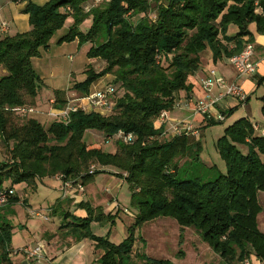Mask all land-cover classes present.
<instances>
[{
  "label": "trees",
  "instance_id": "1",
  "mask_svg": "<svg viewBox=\"0 0 264 264\" xmlns=\"http://www.w3.org/2000/svg\"><path fill=\"white\" fill-rule=\"evenodd\" d=\"M87 2L49 0L39 5L29 1L24 12L29 15L31 29L0 39V68L5 70L0 76V142L9 152L7 160H0V190L6 181L11 182L6 188L23 182L35 186L37 179L55 175L80 177L87 184L105 172L88 173L92 164H101L118 170L114 174L131 190V203L138 212L128 236L114 243L94 234L93 221L113 222L120 209L116 215L106 214L101 206L94 208L89 202L78 204L87 210L84 217L63 210L60 226L77 241H95L96 248L102 250L100 264H125L133 253L136 229L159 216H172L181 226L196 227L202 239L229 264L237 253L243 261L252 252L264 261V232L258 226L263 210L258 193L264 192V135L257 133L246 117L228 125L217 140L226 173L205 181L178 177L180 158L192 148L198 152L200 143L194 146L195 138L184 134L162 140L164 128L155 127L156 118L174 108L181 92L187 97L192 94L190 78L202 66L203 51L209 48L217 62L240 53L247 42L254 41L252 24L257 33L264 34V0H167L166 5H156V19L148 16L149 0H111L86 11ZM128 12H132L129 19ZM69 17L72 25L58 43L75 39L81 45L91 43L87 56L105 63L100 70L89 65L86 78L72 89L88 94L93 83L114 74L117 96L109 114L76 111L71 112L68 123L52 120L45 125L16 108L36 107L42 80L32 59L48 48ZM88 19L92 20L90 28L81 30L80 25ZM231 26L238 29L234 35H228ZM54 95L56 107L66 105L65 91L55 90ZM262 111L264 114V105ZM209 123L215 124L214 120ZM89 130L101 132L107 143L116 144L115 152L88 144L85 134ZM120 130L134 133V142L117 139ZM243 144L248 153L240 150ZM19 200L15 190L8 202ZM10 228L0 219V264H13L8 250ZM137 255L145 264H172L144 253Z\"/></svg>",
  "mask_w": 264,
  "mask_h": 264
},
{
  "label": "rangeland",
  "instance_id": "2",
  "mask_svg": "<svg viewBox=\"0 0 264 264\" xmlns=\"http://www.w3.org/2000/svg\"><path fill=\"white\" fill-rule=\"evenodd\" d=\"M166 4L167 0L165 5ZM70 21H72L71 17L66 20L62 28L55 32L53 37H57L61 33H63L62 35H64V33H67L70 26L72 25ZM91 23V19L86 20L80 25V29L83 31H87L90 28ZM61 36L58 37L57 44H59L58 40ZM84 44L88 47L92 45L88 42ZM72 51L73 50H71V52ZM209 52V48L203 51L201 55L202 66H204L205 62L208 61L206 57ZM68 62L72 63V61ZM89 65H92L96 70H100L105 66V63L104 61L99 59L97 62ZM211 68L213 67H209V69H207L206 74ZM2 74L3 71L2 69H0V76ZM206 74L203 77H205ZM79 75L81 74L79 73ZM106 76L107 77L103 78L102 80H97L96 83H93L94 86L91 87L93 92L102 89L107 85H116L114 74H108ZM75 83L76 82L74 80L73 84ZM74 94L75 96L71 95L70 97H68L77 98V100L82 101V99H84L86 96V94L84 95L77 91L74 92ZM182 96H180L181 101H184L186 99L191 101L190 107L182 109L174 106L172 110L168 111L169 118L173 122L184 119L191 120L194 124L199 126L201 136L199 137V139H194V146L200 143L201 148L198 152L195 150V148H192V150L187 155L180 158L181 161L184 158L186 159V161L179 166L178 177L181 179L200 177L205 181L213 180L217 178L220 173H226V163L218 151L217 140L224 134L225 129L228 125L234 123L239 118L246 117L253 123V126L258 125L260 127L261 130H257V133L262 134V130H264V114L262 111V107L264 105V95L260 97L261 95L256 96V94H253L251 99L242 104H248V106L244 108L249 116H240V112L234 116H232L233 114L228 113L227 115H225L227 116V118L223 121H218V119H215V124H211L212 122L209 123L210 121H212L211 119H205L206 121H204V123L206 122V125L204 126H201V122L203 120L202 114H198L196 116L192 115L195 103L199 99L203 98L204 94L199 95L195 90L190 95V97L185 98V95L183 97ZM53 97H55V95ZM35 108L39 109L37 105ZM30 115L37 118L45 125H48L51 120H53L48 114V117H50L51 119L43 120L40 117L39 112H33ZM161 139L165 140V138ZM198 140L200 141L198 142ZM85 141L90 145L101 146L105 151L115 152V148L117 149L116 144L106 142L105 136L102 133L91 134L87 131V133L85 134ZM239 148L244 153H248L249 151L248 146L244 144L239 145ZM8 158L9 152L7 148L0 142V160H7ZM96 166V170L105 171L96 175V184L98 185L105 186L106 182L109 181L106 174L117 176L114 173H117L118 170L112 167L103 166L101 164H96ZM57 176L59 175H55L53 177H45L47 178L46 180L43 178L37 179V183L35 186L28 185V183L26 182L14 184L13 188L16 190V196H18L20 200L15 202L7 201L3 206L0 207L1 221H6L11 226V240L8 244V250L11 251L10 257L13 264H25V262H27V256L22 251L17 252L19 248L26 245L44 246V258L40 264H60L56 261V259L61 255L71 259V262H64L61 264H100L98 262V259L101 255L102 250L96 248L95 241L88 238L77 241V239H75L74 237L67 236L64 233V230L60 229L62 223V212H64L63 210H70L73 213H76V211H82L83 214L79 212V215L83 217L87 216V210L85 208L78 207V204L80 202H89L90 206L94 208L101 206L106 214L112 213L116 215L118 211L113 210L112 208L107 209L108 202L106 201V199H99L98 196L94 199L95 204L83 199L85 191H70L66 194V196H64V193L62 191L63 180ZM120 178L122 179V183L121 181H119V189H117L116 192H113L115 196L110 195L109 198H111L112 200L113 197H117L119 202L121 201L123 204L129 206V213L127 214V212H125L126 214H123L119 212L120 214H117V217H114L113 222L93 221L91 224V229L94 234H96L97 236L107 237L114 243H120L128 236V228L135 222L136 214L138 212L136 206L131 203V190L128 183L122 177ZM90 183L92 182H89L87 184L83 183L84 190H86V186ZM10 185L11 182L6 181L5 187H8ZM258 198L263 207V210L258 215V226L261 230H264L263 191H260L258 193ZM53 207H56L57 212L52 210ZM174 225L181 227L178 245H176L175 242V236L178 233ZM187 227L189 229H186L184 231V229ZM160 230L162 232H160ZM197 231L198 230L194 226H181L178 221L172 216H159L152 220H149L136 229V241L133 247V253L131 258L125 260V264H145L143 257L141 255L138 256L137 253H144L147 255L149 239H155L157 248H159V243H161L162 247L166 248V251L168 252L165 254L161 253V255H164L163 257L166 258L154 259L167 260L172 264H229L219 253L214 251L210 247V245L202 239V237H199V239L193 238ZM140 239H142L143 245ZM185 240H188V245L183 246ZM69 241L71 242L70 244ZM191 241H193L194 243H192ZM166 243L167 246L164 245ZM70 245H75V247L70 249ZM153 254L155 255V257H159L160 255L157 251L153 252ZM252 255L253 257H251V262L252 264H255L256 255L254 252H252ZM30 262L31 264H36V262L33 260H31ZM230 264H246V262L240 260L237 253L234 260L230 262Z\"/></svg>",
  "mask_w": 264,
  "mask_h": 264
},
{
  "label": "crops",
  "instance_id": "3",
  "mask_svg": "<svg viewBox=\"0 0 264 264\" xmlns=\"http://www.w3.org/2000/svg\"><path fill=\"white\" fill-rule=\"evenodd\" d=\"M29 1H32L35 4L43 5L49 0H0V20H4L10 24V27L8 30L2 31L0 29V39L6 36L15 35L20 32H26L31 29L29 15L24 12V8ZM70 23H72V21H70ZM250 31L254 33L255 35L254 41H253L254 46H255L253 59L257 62V70L255 74L251 76H246V75L239 76L236 70L229 63L228 58L219 59L217 62H213L211 52H209V54L206 57L208 61L205 62V65L201 66L200 70L194 76L190 78V81L194 84L193 91L196 90L199 95L201 94H204V96L206 95L205 91L202 88L201 81L204 78L203 76L206 74L207 69H209V67H215L219 71L220 74L226 76L229 79H236L238 83L242 85V87L244 88V90L247 92L249 96L247 101L252 98L253 94H256V96L261 95L260 97L264 95V34H259L256 32L255 24L251 25ZM236 32H238V29L234 26H231L228 29V35H234ZM62 34L63 33H61L59 36H61ZM59 36L53 37L51 41L49 42L48 48L42 49L41 54L37 57H33L32 59L33 67L36 70V72L39 74L42 80L41 89L36 98V101H37V106L39 108L37 110L39 112L40 117L43 120L51 119L47 115L48 108H49L48 100L54 96V91L55 90L65 91L66 98H68V96L70 97L71 95L75 96L74 92L76 91L72 90V87L74 85L73 81L74 80L75 82L83 81L86 77L85 71L88 68L87 66L99 60L96 58H89L87 56V50L89 49V47L86 46L85 44L83 45L79 44L78 40H73L71 42H64L62 44H57V39ZM71 50H73L72 52H75V53H72ZM68 61H72V63ZM2 71L4 72L5 70L2 69ZM79 73L81 75H79ZM105 77L107 76L102 77L98 81L102 80ZM93 86L94 85H92L91 87ZM91 91H92V88H91ZM216 93H217V90H213L211 94L215 95ZM182 95L183 96L185 95V98L187 97L185 92H181L180 96ZM242 104L243 103L239 102L236 98L230 96V97L225 98L221 102H219L214 112L228 114V113H231L229 111L233 109L234 111L232 112L233 114L232 116L236 115L239 112H240V116H246V115L249 116V114L244 108V107H247L248 104H245V105H242ZM225 117L227 118V116ZM205 119H208V118L203 117L201 126L206 125V122L204 123V121H206ZM88 132L91 134L101 133V132H95V130H89ZM180 161H179V164L182 165L186 161V159L185 158L182 159L181 161L182 163ZM106 176L109 181L106 182L105 186L96 184V176H95L91 181L92 183L86 186L83 199L95 204L94 199L98 196L99 199L101 198L106 199V201L108 202L107 209H111V208L113 210L120 209V213H123V214H126L124 210L128 209V212H127L128 214L130 211L129 206H127L126 204H123L121 201L119 202L117 197H113L112 200L111 198H109L110 195L115 196L113 192H116L117 189H119L118 187L120 186L119 181H121L122 179L120 177L113 176L110 174H106ZM43 179L46 180L47 178H43ZM54 208L55 207H53L52 209L53 211H54ZM79 212L83 214L82 211H79ZM79 212L76 211L78 215L80 214ZM174 226L176 227V231L178 233L176 235L177 237L175 236V242H176V245H178L179 236L181 233V227L177 225H174ZM186 229H189V228L188 227L185 228L184 231ZM262 231L264 232V230ZM160 232L162 231L160 230ZM199 237H201V235L197 231V233L195 234V236H193V238L199 239ZM140 240L143 245L142 239ZM188 240L184 241L183 246L188 245ZM191 242L194 243L193 241ZM70 243L71 242L69 241V244ZM164 245L167 246V243ZM148 246L149 247L147 250V255L149 257L166 258V257H163L164 255H161V253L162 254L168 253L166 251V248L162 247L161 243H159V248H157L155 239L154 240L149 239ZM73 247H75V245H72V246L70 245V249ZM156 251L160 254L159 257H155V255L153 254V252H156ZM251 257H253V255H251L250 258L246 259L245 262L247 260L251 261ZM255 258L257 262L256 263L254 261L255 264H264L263 261H261L257 257ZM70 260L71 259L64 257L63 255L59 256L56 259V261L60 264L64 262L69 263L71 262Z\"/></svg>",
  "mask_w": 264,
  "mask_h": 264
},
{
  "label": "built area",
  "instance_id": "4",
  "mask_svg": "<svg viewBox=\"0 0 264 264\" xmlns=\"http://www.w3.org/2000/svg\"><path fill=\"white\" fill-rule=\"evenodd\" d=\"M111 0H88L84 5L86 11L90 10L93 6L100 4L101 2H109ZM152 7L148 13V16L152 19L157 17V6L156 5H165L164 0H149ZM155 4V5H154ZM126 17L129 19L132 17V12H128ZM10 24L4 20H0V29L2 31L8 30ZM255 46L253 42H247L244 49L231 57L228 58L229 63L236 70L239 76H251L254 75L257 70V62L253 59ZM201 85L205 91V96L199 99L193 108L192 115H200L211 120L218 119V121H223L226 119L225 114L215 113L214 110L216 106L227 97H234L239 102L244 103L248 99V94L238 83L236 79H229L226 76L219 73V71L213 67L211 68L206 76L202 79ZM213 90H217L215 95L211 94ZM116 89L114 85H107L106 87L99 89L97 91H91L86 94L85 98L82 101L77 100V98H67V103L65 106L58 108L56 107V99H49V108L47 114L53 120H59L65 123L70 121L71 112L76 111H91L96 110L101 113L109 114L113 111L115 105ZM191 101L186 99L181 101L180 99L175 102V107L178 108H189ZM17 111L25 112L31 114L37 112L38 110L35 107H22L16 108ZM156 128H164L161 138H170L178 135H187L192 136L195 139H199L201 136V131L199 126L194 124L191 120H179L171 121L169 118V113L167 110L162 111L155 120ZM254 129L257 131L261 130L260 127L254 126ZM264 135V130H262ZM115 137L122 140L125 143H133L135 140V135L132 132H124L120 130ZM96 164L90 166L88 173H92L96 170ZM173 171V169H169ZM63 180L62 191L64 196L70 191L84 192V185L81 178L74 179H63L62 175L57 176ZM15 195L14 188H3L0 190V207L3 206L9 199ZM128 212V209L124 210ZM22 251L27 259L33 260L36 263L40 264L44 258V246L43 245H26L18 249L17 252ZM246 264H252L251 261L247 260Z\"/></svg>",
  "mask_w": 264,
  "mask_h": 264
},
{
  "label": "water",
  "instance_id": "5",
  "mask_svg": "<svg viewBox=\"0 0 264 264\" xmlns=\"http://www.w3.org/2000/svg\"><path fill=\"white\" fill-rule=\"evenodd\" d=\"M27 262H25V264H26Z\"/></svg>",
  "mask_w": 264,
  "mask_h": 264
}]
</instances>
